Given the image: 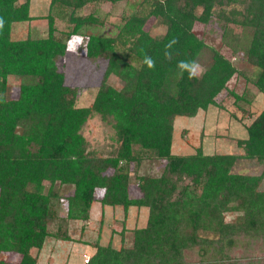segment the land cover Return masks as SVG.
Here are the masks:
<instances>
[{"label":"trees","instance_id":"trees-1","mask_svg":"<svg viewBox=\"0 0 264 264\" xmlns=\"http://www.w3.org/2000/svg\"><path fill=\"white\" fill-rule=\"evenodd\" d=\"M120 1L130 0H50L47 13L35 16L31 0H0V264H38L45 240H70L73 222L86 221L94 202L146 207L148 218L133 230L131 247L93 245L85 264H259L245 249L246 261L235 263L229 251L243 238L264 242V108L247 136L236 139L240 154H205L200 145L180 155L171 146L175 117L224 107L217 100L224 91L234 105L248 101V90L264 94V0H134L116 35L94 32L104 19L84 15V7ZM151 18L161 32L146 29ZM38 20L47 22L44 34L28 29L11 38L15 23ZM214 22L220 47L207 41L213 29H194ZM75 37H86L88 58L107 61L90 107L75 105L76 89L58 66ZM173 38L178 42L166 59ZM240 53L252 73L232 62ZM192 59L203 71L190 79L177 65ZM10 77L19 78L13 96ZM233 77H243L241 92L227 86ZM92 112L113 127L117 146L108 155L90 149L81 132ZM153 158L163 172L140 175L141 163ZM239 159L255 160L263 170L236 172ZM132 183L138 197L130 195ZM225 212H237L236 220L225 222Z\"/></svg>","mask_w":264,"mask_h":264},{"label":"rangeland","instance_id":"rangeland-1","mask_svg":"<svg viewBox=\"0 0 264 264\" xmlns=\"http://www.w3.org/2000/svg\"><path fill=\"white\" fill-rule=\"evenodd\" d=\"M50 0H33V10L31 14L35 16L45 15L48 11ZM134 0L120 1L116 3H90L84 7L82 13L88 15L96 12L104 20L100 26L92 27L94 32H101L105 36H114L118 32V26L122 24L124 14L131 11ZM62 22H60L61 24ZM62 24L61 26H63ZM40 32L44 34L47 31V22L38 20L31 23H15L12 27L11 38L19 39L26 35V31ZM146 29L152 33L161 32L162 27L158 26L153 18L147 24ZM195 31L202 34L203 31L213 29L207 36V41L217 47L222 46L218 23L212 25L195 24ZM238 31V30H237ZM233 35V34H232ZM237 36V35H236ZM233 36L227 35L230 40ZM224 51L227 48H222ZM234 65L246 73H252L255 68L247 64L241 56V53L231 57ZM106 59H90L86 56V37H75L68 41L66 52L58 60L59 69L65 76V84L76 89L75 105L77 107H90L99 88L103 73L106 67ZM203 69V66H201ZM114 86L119 87L120 82L116 77H110L109 80ZM19 84V78L10 77L8 80V94L13 96ZM239 92L245 89L243 77H233L227 84ZM226 91L222 92L217 100L224 107L210 106L207 110H200L194 117L178 116L173 123V137L171 152L173 154H190L195 148L202 146L205 154H240L242 149L237 145V138L247 136V126L253 121L256 114L264 108V94L255 92H246V99L239 100L234 105L233 100L225 98ZM224 98L223 102L222 99ZM84 137L98 155H108L110 150L117 144L114 138L112 125L101 119L100 115L92 112L81 130ZM234 171L246 174H259L263 170V165L255 160L239 159L234 164ZM163 172V163L158 159L144 160L138 170L140 175L159 176ZM259 190L264 191V177L260 183ZM101 190L96 191L97 197ZM131 197H138L139 190L134 183L129 188ZM64 204V201L61 202ZM64 205L61 210L64 213ZM237 212H225L224 221L234 222L237 218ZM148 218V208L130 206L125 210L121 205L102 206L99 202H94L90 208L89 217L86 221H74L69 230L70 240H56L49 237L45 240L39 253L38 264H85L95 247L110 245L116 249L122 247L129 248L133 244V230L146 226ZM207 236V235H205ZM240 235L237 237L239 241ZM255 242H249L243 238L235 245V248L229 251V256L237 262L246 261L241 255L252 256L259 264L264 261V242L259 238H254Z\"/></svg>","mask_w":264,"mask_h":264},{"label":"clouds","instance_id":"clouds-1","mask_svg":"<svg viewBox=\"0 0 264 264\" xmlns=\"http://www.w3.org/2000/svg\"><path fill=\"white\" fill-rule=\"evenodd\" d=\"M2 27H3V20L0 19V28ZM177 42L178 41L175 38H173L172 40L168 42V44L165 45L164 55L166 59H171L172 54H173L172 49ZM143 62L145 65H147L149 69L155 68V60L150 56L145 55ZM177 67L181 73L186 72L190 79L197 78L200 75V73L203 71L200 64L195 59L180 61L178 62Z\"/></svg>","mask_w":264,"mask_h":264},{"label":"crops","instance_id":"crops-1","mask_svg":"<svg viewBox=\"0 0 264 264\" xmlns=\"http://www.w3.org/2000/svg\"><path fill=\"white\" fill-rule=\"evenodd\" d=\"M33 0H31V5H30V10H31V8H32V10H33V7H34V5H33Z\"/></svg>","mask_w":264,"mask_h":264},{"label":"built area","instance_id":"built-area-1","mask_svg":"<svg viewBox=\"0 0 264 264\" xmlns=\"http://www.w3.org/2000/svg\"><path fill=\"white\" fill-rule=\"evenodd\" d=\"M89 259V258H88ZM88 259H85V262H87L88 261Z\"/></svg>","mask_w":264,"mask_h":264}]
</instances>
